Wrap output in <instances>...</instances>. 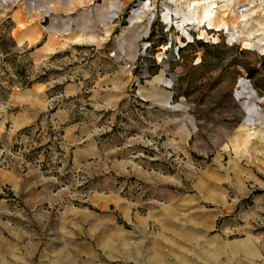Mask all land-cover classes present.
<instances>
[{
    "label": "rangeland",
    "instance_id": "374dc122",
    "mask_svg": "<svg viewBox=\"0 0 264 264\" xmlns=\"http://www.w3.org/2000/svg\"><path fill=\"white\" fill-rule=\"evenodd\" d=\"M136 1L100 45L49 53L0 17V166L40 162L7 135L11 92L58 85L46 110L87 132L35 176L42 202L0 187V264H264V0Z\"/></svg>",
    "mask_w": 264,
    "mask_h": 264
},
{
    "label": "crops",
    "instance_id": "0c3cea01",
    "mask_svg": "<svg viewBox=\"0 0 264 264\" xmlns=\"http://www.w3.org/2000/svg\"><path fill=\"white\" fill-rule=\"evenodd\" d=\"M131 1L0 0V17L9 18L16 44L33 43L35 51L49 53L65 43H79L77 38L100 45L110 33L106 29L111 30L122 19L127 20L124 14ZM57 88L58 85L47 83L42 89L29 86L17 95L12 92L7 95L6 102L14 108L8 119L10 127L6 130L7 135H11L13 142H22L23 146L32 149L25 155L40 162L36 166L26 165L23 172L18 161L15 166H0V187L9 185L13 189H24L22 201L27 206L42 202L41 189L47 188L42 178L35 179V176L56 171L53 162L65 158L64 150L71 141H82L87 135L80 120L73 121L67 117L64 106L58 108V112L46 110L47 93H53ZM62 90L63 97L67 98L66 88ZM6 206L5 200L0 198V216ZM4 225L0 218V252H7L4 249Z\"/></svg>",
    "mask_w": 264,
    "mask_h": 264
},
{
    "label": "built area",
    "instance_id": "2783aa9c",
    "mask_svg": "<svg viewBox=\"0 0 264 264\" xmlns=\"http://www.w3.org/2000/svg\"><path fill=\"white\" fill-rule=\"evenodd\" d=\"M137 1H139L140 2V4H142L143 6H145V8H148V9H150L151 8V6L150 5H148V0H137ZM136 1V2H137ZM193 0H191V1H189L188 2V4H187V9H192L193 7H195V5L197 4V3H193L192 2ZM136 2H134V4H136ZM248 1L247 0H243L242 2H239V3H237V4H235L230 10H234V11H236V12H238V13H244L245 12V10L247 9V7H248ZM215 6H216V4L214 3V2H212V4H211V8H212V10H214V8H215ZM138 7H141V5H138ZM134 8H135V6H131L128 10L129 11H132L133 10V12H137L138 10L136 9L135 11H134ZM243 19V18H242ZM227 26H223L222 27V30H223V32H226V33H229V30H228V28H226ZM207 28H208V26H207ZM211 37V36H210Z\"/></svg>",
    "mask_w": 264,
    "mask_h": 264
},
{
    "label": "bare ground",
    "instance_id": "6f19581e",
    "mask_svg": "<svg viewBox=\"0 0 264 264\" xmlns=\"http://www.w3.org/2000/svg\"><path fill=\"white\" fill-rule=\"evenodd\" d=\"M193 3H195L194 1H192ZM211 4L212 3H206V5H204L202 8H201V10H200V12H199V14H197V21H198V23H202V22H206L209 26L211 25V17H212V15H213V13H214V11H215V9L214 10H212V8H211ZM195 9V7H193L192 8V10H194ZM197 10V9H196ZM203 24V23H202ZM217 26H218V28H219V26L220 27H222V26H225L224 25V22H221V23H218V24H216ZM178 26L180 27L181 26V24L180 23H178ZM181 29H182V32L183 33H187V31H186V29H184V27H181ZM204 32V30L202 29L201 30V33H203ZM204 35V34H203ZM253 93H254V91H253Z\"/></svg>",
    "mask_w": 264,
    "mask_h": 264
},
{
    "label": "trees",
    "instance_id": "16d2710c",
    "mask_svg": "<svg viewBox=\"0 0 264 264\" xmlns=\"http://www.w3.org/2000/svg\"><path fill=\"white\" fill-rule=\"evenodd\" d=\"M8 18V17H7ZM9 19V18H8ZM10 22V21H9ZM200 42V41H199ZM201 43V42H200ZM21 131H23V132H25L24 130H21Z\"/></svg>",
    "mask_w": 264,
    "mask_h": 264
}]
</instances>
